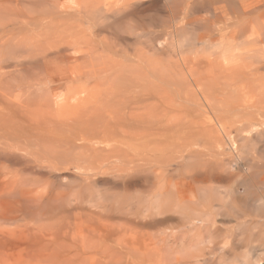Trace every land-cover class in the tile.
Instances as JSON below:
<instances>
[{"label": "bare ground", "instance_id": "obj_1", "mask_svg": "<svg viewBox=\"0 0 264 264\" xmlns=\"http://www.w3.org/2000/svg\"><path fill=\"white\" fill-rule=\"evenodd\" d=\"M141 1L0 0V264H123L125 255L130 256V260L132 258L135 261L132 262L133 264L205 263L203 255L191 254L190 242L189 244L185 242L186 240H178L176 236L170 233L156 237L153 248L149 243L147 245L151 248L145 246L142 250L141 245H139L140 247L137 246V237L135 238L130 234L129 239L132 238L133 243H129V239L127 241L128 236L123 237L122 235L124 231L122 234L118 231L122 235L118 236L116 233L117 228V230L114 229L116 231L113 236L117 238L115 235L117 234L118 237H123L122 240L125 242L123 243L118 238L119 240L117 239L115 244V240L113 241L112 236H110L112 234H109L107 229L111 223L107 222L106 219L112 218L111 216L115 214H109L108 216L106 206L107 213H103L102 208L104 207H102L101 212L97 215L101 218L99 220L97 218L95 221L96 218L93 214L97 212L95 211L97 209L94 210L95 212L93 211L92 217L91 213H88L90 216L87 214L89 216H86L87 218L78 217L83 214L82 210L80 215L79 211L75 209L72 211V207L64 208L66 206H62L65 205L63 202L61 203L62 200L60 203H54L53 200L51 202L47 201L48 198L51 199L50 192H48L50 189H44L43 187L44 190L41 188V192L32 196L29 188H27L29 185H27V175L33 176L31 178L32 182L37 183L42 179L40 174L43 172L46 171L49 175V171L53 169L62 170L61 161L66 160V157H68L67 160L71 159L70 156H72V159L75 157L74 159L77 161L75 155H70L69 152L66 153L69 149L68 144L63 146L60 144L63 149L64 146L68 147H65L67 150L60 147L63 156L57 150L59 147L54 150L43 145L46 136L49 134L51 136L47 137V141L53 138L57 140L58 144V139H63L61 134L64 133H61V130L64 128L61 129V126L65 127L66 124L61 125L59 131L54 120L55 117L59 118L60 114L66 112L65 115L71 117V120L72 117H77L76 120L79 122L76 120V122L73 121L74 123L69 122V117H65L68 118L67 120L64 118L66 122H69L67 125L71 122L77 124L73 125L71 123L73 126L68 125V128L71 127L69 130H73L71 132L74 134L66 135L68 130L65 127L67 132L63 130L66 132L63 136L69 138L73 136L77 138L76 140L80 137V141L83 142L86 149L88 144L92 146V143H97V141L98 144L103 145L105 140L108 139V129L112 130L109 138H118L120 130H122L120 134H124L131 140L132 135L135 134L134 138L138 137L141 142L138 144H142V146L138 145L141 149L137 151V154H139L137 162L139 164L133 165L134 160L133 164L131 163L132 172L136 166L139 168L137 169L138 174L144 171V177H139L143 178L142 184L143 182L146 184L145 188L142 186L144 190L142 188V190L137 191L138 195L135 192L137 195L135 199L136 208L141 205H147L148 207L150 205L158 212L162 210L163 212L166 211L167 214V211L177 209L182 220H179V222L184 223V227H187V224L194 226L197 220L202 223V221H208L209 219L200 210L199 213L193 214L197 218L190 217L189 213L193 209L186 204V199L181 195L182 186L187 187L189 184L203 185V191L208 192L210 188L212 189V185L219 184L224 180V175L228 169L234 170L233 166H235L236 160L228 158L229 160L223 164L222 158L218 161L215 160V155L213 158V153L216 154L217 151L212 149L210 152L214 151L212 154L210 153L211 155L205 153L208 155L207 160L203 159L201 161L200 159L203 156L199 153V150L198 152H191L189 147L195 144L196 148L204 146L201 138L207 141L206 139H209L208 134L211 133L210 128H215V126L219 127L218 129L229 126V130H226L227 133L232 134L234 131L236 137H243V134L246 135L244 138L247 139L249 137L253 139L263 137L264 0H188L185 16H183L184 13L183 15L180 14L182 17L180 18L177 14L176 17H179L177 18L178 22L174 19L177 24L180 23L179 26L174 22L178 27L175 26L174 28L173 24V28L167 27L168 29H165L164 27V29H158L159 32H156L157 29L155 31L154 27L151 26L152 24L149 26L154 30H151V27L142 29V27L134 25L136 23L134 17L138 15L139 11L142 12L138 7ZM151 1L153 3V0ZM142 6L144 8V4ZM141 18L143 17L141 16ZM141 18H138L137 22ZM131 20L135 21V23L132 22L135 27L128 29L127 27L130 25L127 26V22ZM145 20L143 18L141 22ZM171 24L170 26H172ZM185 26H187V29L183 28ZM188 27H190V31ZM186 30L188 32L184 36ZM168 48L172 50H170L172 55H169L173 56L176 61L173 59L172 62L166 58L167 63L164 58L168 56V53L165 54L166 52L164 54L167 56L164 55L163 57L162 55L159 58L160 52ZM162 57L165 59L166 64L161 60ZM160 60L163 61L161 65ZM91 82H94L93 85ZM240 93L247 98V101H240L237 96ZM59 103L63 109L60 108ZM71 103H73V106ZM54 107H58L60 109L59 113H62L59 115H57L58 113L54 114L58 111ZM67 107L68 109H66ZM35 108L50 113V109L52 112H54L52 108L56 109V112L53 113L55 117H52L53 114L51 113V121L55 123L53 127L51 126L52 129L49 128V123L53 125L52 122L48 123L50 114L47 115L46 111V113L40 111L39 117L42 113L45 114V117H49L47 118L48 125H46L47 123L43 122L46 118L37 117L39 113L37 114ZM34 112L36 113V119L48 126L45 128V133L40 132L42 122H36V119L31 120L35 118ZM205 114L206 116H204ZM28 115L30 116L28 117ZM63 117L64 115L61 116V118ZM64 119H61V121L63 120L61 123L60 119L56 120L62 124ZM25 120L28 121V124ZM31 121L34 127L31 125ZM193 127L197 130L196 133L193 132V129L192 131L189 130ZM135 131H139L137 135ZM187 132L189 135H187ZM212 135L210 138L213 137ZM227 135L225 136L227 137ZM53 139L48 143H53L55 141ZM235 139L232 138L236 141ZM65 140H62L61 143H64ZM138 140L135 141L138 142ZM249 140L251 139L249 138ZM73 141L75 140L73 139ZM205 141L204 144L207 143ZM209 141L213 142V140ZM198 143H201L202 146H197ZM248 143L250 142L248 141ZM209 144L211 143L209 142ZM69 145H72V143ZM81 146L79 144L78 147L81 148ZM120 146L122 145L120 144ZM53 147L55 148L54 145ZM128 147L130 148V146ZM168 147L172 148L168 150L170 154L169 152L163 154ZM208 148L209 145L206 148L207 151ZM221 148L223 146H220V149L217 150L221 151ZM78 151H76V154ZM73 152L71 150L72 154ZM205 154L204 158H206ZM59 155L62 158L65 156V159L61 158L60 161ZM89 157L86 156L87 159ZM209 157L215 161L208 162ZM80 158L83 159V155ZM238 158L240 162L241 158ZM79 159L77 163H79ZM82 159H80L81 162ZM187 159L195 160L193 164L183 162L188 161ZM176 160H180L181 163H179L180 169L178 168L179 170L176 171L178 175L174 173L175 177H178L177 182L173 184L172 180L175 177L168 179L170 177L168 176L166 179L165 176L168 173L164 174L162 170L163 168L171 170L169 166L175 164ZM256 160L254 159L255 162ZM122 161L126 162L125 160ZM243 161L245 162V160ZM83 163L81 165L84 166L80 167V164H78L77 167L86 170V161L83 160ZM96 163L98 164V162ZM100 163L101 161L99 166ZM249 166L252 165L249 164ZM86 167L88 169L89 165H86ZM125 167L122 171H126ZM255 167L253 166V170L259 169L258 173L264 176V163L256 167L257 169H254ZM113 168L115 169L116 166ZM84 170L82 172L85 173ZM137 170L134 171L135 175ZM89 171L90 169H88ZM84 173H80V175L84 177ZM123 173L126 174L127 171ZM91 174L94 177V172H90ZM169 174L171 175L170 172ZM80 175L78 172L81 179ZM124 177L126 178L127 175ZM90 178L87 174L86 180ZM73 184L75 185V183ZM87 190L90 191L89 187L85 189L88 193ZM80 191L82 193V189ZM80 191L79 194L82 198L86 192L81 196ZM200 192L202 191L200 190ZM62 197L59 199H62ZM70 197H68V200ZM77 199L83 200L79 197ZM128 199L132 200V197L129 196ZM55 200H57V197ZM93 200L95 201V199ZM173 200L176 201L174 207V204L171 203ZM71 201L72 199H70ZM49 202L54 203L52 207L47 206L50 204ZM82 203L84 202L82 201ZM71 204L69 203L68 206L78 205L75 202H73V205ZM91 206L98 207L96 205ZM86 207L85 209H87ZM152 207L151 209H153ZM166 213H162V215ZM33 217L36 220L37 218L42 219V221L36 223ZM121 217V215L118 216L119 219ZM124 217H126V214ZM139 217L136 216V219ZM103 218L105 223H108L105 224L107 228L104 227ZM115 218L117 219V217ZM133 218H135V215ZM140 219L142 218L140 217ZM123 220L124 218H122ZM97 221L103 226L97 224ZM117 224L119 225V222ZM111 226L114 228L113 224ZM180 226H183V224ZM194 230L196 229L193 228ZM156 235L154 234V236ZM108 236L114 242V246L109 243L110 241L107 243L108 239L106 240V237ZM148 239L150 242L151 238L148 237ZM127 263L132 264L128 261Z\"/></svg>", "mask_w": 264, "mask_h": 264}, {"label": "rangeland", "instance_id": "obj_2", "mask_svg": "<svg viewBox=\"0 0 264 264\" xmlns=\"http://www.w3.org/2000/svg\"><path fill=\"white\" fill-rule=\"evenodd\" d=\"M188 0H153V3H152V1L151 0H142L141 1V3H142V5L144 4V8L147 10H145L144 11V8H143V6L141 7L140 6V4L141 3H139V6L138 7H140V9H141V11L142 12H138L137 14L138 15H136V17H134L135 18V20H136V23H135V21L134 20H131V21H128L127 22V26L128 25H130L129 27H127L128 29L129 28H131V27H135V26H137V27H142V29L144 28V29H149L151 26L152 27H154V29H155V31H156V29H157V31L156 32H159V30L160 29H164V27H165V29H168L167 27H171V28H173V24H174V22L176 23V21H174V19L175 20H177V18H182L181 16H180V14H182L183 15V13H184V15L183 16H185V12H187L186 10H187V3L189 2H187ZM150 4H152V5H150ZM148 5H150V6H148ZM156 5V6H155ZM159 5V6H158ZM148 6V7H147ZM186 9V10H185ZM174 12H177V13H174ZM180 12V13H179ZM174 13V15H172ZM179 15V17L177 16L176 17V15ZM140 16V17H139ZM141 16L144 18V22L142 21L141 22V20H143V18H141ZM137 18V19H136ZM138 18L140 19L141 18V20H139V22H137L138 21ZM150 18V19H149ZM169 18V19H168ZM168 19V20H167ZM171 19V20H170ZM149 20H150V22H149ZM153 20V21H152ZM134 21V22H133ZM148 21V22H147ZM171 21V22H170ZM131 22V24H129ZM135 23L134 25H133V23ZM141 22V23H140ZM147 22V23H146ZM166 22V23H165ZM173 22V23H172ZM177 22H178V20H177ZM137 23H139V25H137ZM148 25H146V24ZM164 23H165V25L167 24H171L172 26H170V24L167 26H165L164 25ZM152 24V25H151ZM154 24V25H153ZM177 24V23H176ZM174 24V28H175V26L176 27H178L179 26V24ZM144 27H143V26ZM149 25H151V26H149ZM162 25H164V26H162ZM147 27V28H146ZM151 27V30L153 29ZM183 28H185V29H187V26H185V27H183ZM153 29V30H154ZM159 29V30H158ZM188 29H189V31H190V27H188ZM183 31H185V30H183ZM187 30H186V32L183 34L184 36H185V34H187ZM183 33V32H182ZM170 48H168V49H164L163 50V52H160V56H159V58L163 55V57H164V55L165 54H167L168 53V56L167 55H165V56H167V57H164L165 59L166 58H168V59H170L169 61H172L173 62V59H174V61H176L175 60V58L173 57V56H171L172 54H171V52H170ZM172 51V50H171ZM164 52H166L165 54H164ZM169 54H171V55H169ZM161 58V60H163V61H161L160 60V65L161 64H163V63H165L166 64V61H165V59L164 58ZM167 60V59H166ZM161 62H163V63H161ZM167 63H168V60H167ZM158 65H159V62H158ZM93 83L94 82H91V84L93 85ZM91 84H90V86H91ZM92 87V86H91ZM90 88V87H89ZM237 96L239 97V99H240V101H247V98L245 97V96H243V94H237ZM60 103H63V102H60ZM60 103H59V106H60ZM72 104V106H73V103H71ZM71 104H69V106H71ZM58 106V107H59ZM62 106V105H61ZM60 106V108L61 109H63L62 107ZM64 106V105H63ZM58 107H54V108H56V109H58ZM66 107V106H65ZM64 107V108H65ZM54 108H52L53 110H54V112H56V109H54ZM69 108H71V107H69ZM66 109H68V107L66 108ZM35 110H37L36 108H35ZM34 109H33V111H35ZM65 110V109H64ZM64 110H61V111H64ZM41 112H43L44 110H40ZM40 111L39 110H37V117H39V115H40ZM46 111V110H45ZM43 112V113H46L47 115H49L50 116V118L49 117H45L44 115H43V113L41 114V118H46L43 122L46 124L47 123V121H48V119L47 118H49V120L50 121H48V123L49 122H52V124L53 125H50V123H49V128H51V126L53 127L54 126V121L56 122V125H58V130H59V128H60V126L61 125H64V124H66L65 125V127H67V130H68V132H69V134H67L68 132L66 131V128L64 127V126H61V129L62 128H64V129H62L61 130V133H66V135H72V134H74V133H72L73 132V130H69V129H71V127L69 126V128H68V125H70L73 121H75L76 119H77V117L76 118H73L72 117V120H71V117H69V116H66L65 114H67L66 112H60V113H62V114H60L59 113V111H60V109H58V111L56 112V113H54V112H52V110L50 109V111H51V113L53 114H57V115H61V116H63L64 115V117L63 118H61V116L59 117V118H57V117H55L54 116V114L52 115V117H55L56 119H60V123L63 121H61V119H64L65 117H69V122L70 121H72L70 124H68L67 125V123H69V122H66V120L68 119H64V123H62V124H60L55 118V120L54 119H52V120H54V121H51V113L49 112V111H46V112ZM30 112L31 113H33L32 112V110H30ZM31 113H29L30 115H31ZM36 113L34 112V116H35V118H32L31 120H33V119H36L37 117H36V115H35ZM30 115H28V117L30 116ZM46 115V116H47ZM56 115V116H57ZM43 116V117H42ZM204 116H206V114L204 115ZM27 117V118H28ZM33 117V116H32ZM39 117V118H40ZM208 117V116H207ZM29 119V118H28ZM27 119V120H28ZM27 120H25V122L28 124V121ZM30 120V119H29ZM36 122L38 121L37 119L35 120ZM46 121V122H45ZM77 122H79L78 120H76ZM75 121V122H76ZM39 122V121H38ZM40 122H42V121H40ZM39 122V123H40ZM41 123V126H40V132L41 133H45V128L46 127H48V126H45V124L44 123ZM31 123H32V121H31ZM30 122H29V125L31 124ZM38 123V124H39ZM48 123L46 124V125H48ZM58 123V124H57ZM74 123V122H73ZM72 123V124H73ZM38 124H36L37 126H39ZM60 124V125H59ZM71 124V126H73V125H75V124H77V123H75V124H73L72 125ZM33 127H34V125H33V123L31 124ZM30 125V126H31ZM35 125V126H36ZM55 125V127H57ZM28 126V125H27ZM29 127V126H28ZM219 127H217V126H215V128L214 127H212V128H210L211 129V133H214L213 135L211 134V133H209L208 134V138L209 139H206L207 141H205V139H203V138H201V140H202V145H204V146H202L201 145V143H198L197 144V146H202V147H197L196 148V144L194 145V146H190L189 148H191L190 150H191V152H198V150H199V153H201L202 154V156H203V158L202 159H200L201 161L203 160V159H206L207 160V157H208V155H211L212 153H213V151L216 149V151H217V153H218V151H220V150H217V149H220V146H223V148H221V151L219 152V154H220V156H219V154L217 155V153L216 154H214L213 153V158H214V155H215V160H225V161H223L222 160V162H223V164H224V162H226V161H228L229 159H233V160H236L235 161V166H233V168H234V170H232V169H228L227 170V173H225V175H224V180L222 181V182H220L219 184H216V185H212V191H214V192H212L210 189H209V191L208 192H204L203 190H204V186L203 185H196V184H189L187 187L186 186H182V188L181 189H183L182 191H181V195H183V197L186 199V204L189 206V207H191V209H193L189 214L191 215L190 217H195V218H197L196 216H194L195 215V213H199V210L200 211H203L202 213H203V215H204V213L207 215L206 217L209 219L208 221H202V223L201 222H199L198 220L197 221H195V225L194 226H191L190 224H187L186 226L187 227H184L185 226V224L184 223H180L179 222V220L180 221H182L181 220V217H180V215L178 214V210L177 209H175V210H172L171 209V211H167L168 212V214L166 213V211H160V212H158L156 209H154L152 206H150L149 205V207H150V209H149V207L147 206V205H141V206H138L139 208H136L137 206L135 205V199L137 198V195H138V190L140 191V190H142V188L146 185V184H144V182H143V184H142V179L143 178H140L141 176L142 177H144V171H142V169H141V171H142V173L141 172H139V174H138V170L137 169H139V168H137V166L135 167V166H133V167H135L134 169H133V172H132V162H133V160H134V164L133 165H137V164H139L138 162H137V160H139V154H137L138 152L137 151H139V150H141L140 149V147L138 146V145H141L142 146V144H138L139 142H140V140H138V137H136V138H134L135 137V132H136V135H137V132H139V131H135L133 134L134 135H132V140L131 139H129V138H127L124 134L122 135V134H120V133H122V132H120V131H122V130H118L117 129V131H119V136H118V138H112V137H110L109 138V134H112V130H110V129H108L107 130V138L108 139H106L105 140V143H107V144H105V143H103V145L101 144L100 145V143L98 144V141H97V143H92V146L90 145V144H88V150L86 149V146L84 147L83 146V142L82 141H80L81 139H80V137L78 138V140H76L77 138H74L73 136H70L71 138H69V137H65V136H63L64 134H61L62 136L61 137H63V139L62 140H65V142L64 143H61V139L59 140L58 139V144L60 145H65V144H68V147H69V151L66 149V148H68V147H66V146H64V149H63V147L60 145H58L57 144V140L56 139H53V140H55L53 143H56L57 144V146H56V144H53V143H48V142H51L50 140H52V139H50L49 141H47V137H49V135H47L46 136V139H45V141H44V143L45 144H43V145H46V146H48L49 148H53L54 150H56L58 147V152L60 153V155H62L63 156V151L62 152H60V150H61V148L63 149V150H67L66 151V153H68V154H70V155H75L76 156V158H77V161H78V159L80 158V156L81 155H83V159L82 158H80V159H82V162L80 161V159H79V163H77V161H76V159H74V162H73V159H72V156H70L71 157V159H72V162H71V159L69 158V160H67L68 159V157H66L67 159V161L66 160H62L65 156H66V154L64 153V157L62 158V156H60V161H61V168H62V170L61 169H59L58 170V168H56V170L55 169H51L52 171H49V175H47V172L45 171V172H43L42 174H43V176H42V174H40L39 176L42 178L39 182H37V183H35L34 181L32 182V180H31V178L33 177H30L31 175H27L26 177H27V188H29V191L31 192V194H32V196L34 195V194H37L38 192H41L42 191V189H43V187H44V189H46V188H48V189H50L48 192H50V198L51 199H47V201H52L53 200V202L54 203H56V202H59L60 203V201H61V203L63 202V204H65V205H62V206H66V207H64V208H70V207H72L73 209H72V211L75 209V210H77V211H79L80 212V215L82 214V212H81V210L83 211V214L81 215V216H78V217H82V218H84V217H86V216H88L90 213V215H91V217H92V214H93V211L95 210V209H97V210H95V211H97V212H95L94 214H93V216L96 218V219H94V217H93V219L96 221L97 220V218H98V220L101 218V217H98L97 215H99L98 213L99 212H101V210L103 211V213L105 212V213H107V211H108V216H109V214L111 215H114V216H111L112 218H106L107 219V222H109V223H111V224H113L114 225V228L111 226V224L110 225H108V226H110V227H106L105 226V224L107 225L108 223L106 222L105 223V220H104V218H103V220H102V222L104 223V227H106L109 231V234H112V235H110V236H112L111 238H112V240L114 241L115 240V244H116V240L119 238L123 243L125 242L124 240H122V238L126 235V237H127V241H128V239L130 238V234H131V236L133 235V237H137V239L138 240H136V242H137V244H135V245H137V246H139V245H141V247H142V250H143V248H145V246H147L148 247V245L147 244H149L150 243V246L153 248V243H154V240H155V238L156 237H159L160 235L162 236V235H168L167 233H170V234H172L173 236H176L177 238H178V240H186L185 242H187V243H191V245H189L190 246V252H191V254H197V255H203L204 257V259H205V263L204 264H264V176L261 174V173H258L259 172V169H257L256 167H259L261 164H263L264 163V135H263V137L261 136V137H256V138H251V137H249L251 140H249V138L247 139V138H244V137H246V135H244L243 134V137H236V135L232 132V134H229V132L227 133V129L229 130V126H225V127H223V128H221L220 127V129H218ZM52 129V128H51ZM50 129V130H51ZM54 129V128H53ZM55 129H57V128H55ZM192 129H193V132H195L196 133V131L197 130H195V128L193 127V128H189V130H191L192 131ZM197 129V128H196ZM209 129V128H208ZM224 129V130H223ZM66 131V132H64V131ZM213 130V131H212ZM60 131V130H59ZM63 131V132H62ZM72 131V132H71ZM186 131V130H185ZM191 131H190V133H191ZM218 131V132H217ZM225 133V135H227V134H229V135H227V137L223 134V132ZM232 131V130H231ZM57 132V131H56ZM70 132H71V134H70ZM49 133H50V131H49ZM219 133V134H218ZM47 134H48V132H47ZM193 134V133H192ZM187 135H189L188 134V132H187ZM194 135V134H193ZM211 135L213 136L212 138H210L211 137ZM216 135V136H215ZM234 137H233V136ZM51 136V135H50ZM125 136V137H124ZM231 138H230V137ZM64 137H65V139H64ZM131 137V136H130ZM140 137V136H139ZM226 137V138H225ZM57 138H60V137H57ZM69 138V139H68ZM120 138H121V140H120ZM228 138V139H227ZM232 138H236L235 140L236 141H234V140H232ZM257 138H258V140H257ZM72 139V140H71ZM73 139L75 140V141H73ZM214 139H215V141H214ZM229 139H231L233 142L231 143V140H229ZM246 140V142H245V140ZM260 139V140H259ZM135 140H138V142H136ZM209 140H213V142H211V141H209ZM221 140V141H220ZM252 140H254L253 142H252ZM257 140V141H256ZM66 141H68V142H66ZM78 141H80V143H78ZM107 141V142H106ZM118 141V142H117ZM126 141V142H125ZM204 141L205 142H207V143H205L204 144ZM219 141H220V143H219ZM248 141L250 142V143H248ZM60 142V143H59ZM63 142V141H62ZM72 143V145H74L73 147H72V145H69V144H71ZM94 142H96V141H94ZM114 142V143H113ZM119 142H121L120 144L122 145V146H120V144H119ZM209 142L211 143V144H209ZM215 142V143H214ZM235 142H236V144H235ZM240 143V145H242V146H240L239 145V143ZM48 143V144H47ZM117 143V144H116ZM124 145H123V144ZM128 143V144H127ZM130 143V144H129ZM135 143H136V145H135ZM141 143V142H140ZM214 143V144H213ZM231 143V144H230ZM77 146H76V145ZM79 144H80V146H81V148H79L78 146H79ZM216 144V145H215ZM224 144V145H223ZM233 144H235V145H233ZM246 144V145H245ZM53 145L55 146V148L53 147ZM112 145V146H111ZM114 145V146H113ZM119 145V146H118ZM191 145V144H190ZM208 145H209V152L207 151V147H208ZM214 145V146H213ZM218 145H220V146H218ZM52 146V147H51ZM90 146V147H89ZM96 146V147H95ZM106 146V147H105ZM127 146H130V148H129V150H128V148H127ZM218 147V148H216V147ZM231 146H233V147H231ZM57 147V148H56ZM61 147V148H60ZM66 147V148H65ZM77 147V148H76ZM91 147H92V149H91ZM102 147V148H101ZM108 147V148H107ZM131 147H133V148H135V149H133V148H131ZM215 147V148H214ZM239 147H241L240 149H239ZM243 147V148H242ZM72 148V149H71ZM73 148H75V149H73ZM84 148V149H83ZM90 148V149H89ZM195 148V150H193ZM263 148V149H262ZM77 149V150H76ZM115 149H117V150H115ZM132 149V150H131ZM139 149V150H138ZM169 149H172L171 147L169 148H167V149H165L166 151H165V153H163V154H168L167 152H169L168 150ZM197 149V150H196ZM202 149V150H201ZM205 149H206V151H205ZM212 149H214L212 152H210ZM232 149V150H231ZM233 149H234V151H233ZM257 149V150H256ZM261 149L262 151L260 152L259 150ZM71 150L72 151H74L73 152V154L71 153ZM80 152H79V151ZM101 150V151H100ZM131 150V151H130ZM134 150V151H133ZM164 150V149H163ZM236 150V151H235ZM76 151H78L77 152V154H76ZM127 151V152H126ZM129 151V152H128ZM145 151V150H144ZM171 151V150H170ZM224 151V152H223ZM254 151H257V152H255L254 153ZM65 152V151H64ZM98 152H100L99 153V155H98ZM103 154H102V153ZM17 153H19L18 151H17ZM22 153V152H21ZM62 153V154H61ZM142 153V152H141ZM205 153H209L208 155L207 154H205ZM211 153V154H210ZM223 153V154H222ZM233 153V154H232ZM239 153V154H238ZM261 153V154H260ZM95 154V155H94ZM108 154V155H107ZM169 154H170V152H169ZM204 154H205V156H206V158H204ZM79 155V156H78ZM88 155V157L90 158H86V156ZM138 155V156H137ZM217 155V156H216ZM237 155V156H236ZM238 155H240V156H238ZM68 156V155H67ZM98 156V157H97ZM100 156V157H99ZM167 156H169V155H167ZM238 158V157H240L241 158V163L239 162V158L237 159L236 157ZM96 157V158H95ZM120 157V158H119ZM212 157V156H211ZM220 157V158H219ZM256 157V158H255ZM62 158V159H61ZM123 158V159H122ZM222 158V159H221ZM229 158V159H228ZM257 159L256 160V162L254 161V159ZM49 159H51L50 157H49ZM65 159V158H64ZM94 159V160H93ZM96 159H98V161H96ZM100 159V160H99ZM105 159V160H104ZM112 161H111V160ZM117 159V160H116ZM119 159V160H118ZM121 159V160H120ZM128 159V160H127ZM252 159H253V161H252ZM260 159V160H259ZM83 160H85L86 161V165H89V167H88V169H90V171L88 172V169H87V167H86V165H85V168H86V170H84V168L83 169H81L80 167H82V165L85 163H83ZM93 162H92V161ZM122 160H125L126 162L128 161V162H130L131 160V162L130 163H124ZM188 160V159H187ZM194 160L195 159H189L188 161H183V162H187L188 164H193V162H194ZM206 160H205V162H206ZM210 160V161H209ZM215 161L214 159H212V158H208V162H211V161ZM232 160V162H234ZM243 160H245V162L243 161ZM89 161V162H88ZM101 161V163H100V166H101V168L99 169V162ZM179 161V162H178ZM237 161H238V163H237ZM73 163V164H70V163ZM91 162L93 163V165L91 164ZM96 162H98V164L96 163ZM109 162V163H108ZM121 162H123V163H121ZM136 162V163H135ZM178 162V163H177ZM189 162H191V163H189ZM204 162V161H203ZM204 162V163H205ZM220 162V161H219ZM222 162H220V163H222ZM250 162V163H249ZM255 162V163H254ZM66 165H65V164ZM67 163H69V164H67ZM77 163V164H76ZM81 163H83L82 165H81ZM88 163V164H87ZM90 163V164H89ZM105 163V164H104ZM120 163V164H119ZM132 163V164H131ZM177 163V164H176ZM179 163H181V161L180 160H176V162H175V164H171L169 167L171 168V170H169L168 168L166 169V168H163V170H162V172L164 173V174H169V172L171 173V175L169 174H167V176H165V178L167 179V177L168 176H170V177H168V179H173L174 177H175V174H176V171H178L179 169H180V167H179ZM207 163V162H206ZM237 163V164H236ZM45 165H47L46 163H44ZM49 164V163H48ZM75 164V166H73ZM78 164H80V167L78 168L77 167V165ZM103 164V165H102ZM122 164V165H121ZM222 164V165H223ZM249 164L250 165H252V166H249ZM255 164V165H254ZM92 165V166H91ZM94 165L96 166V168L94 169ZM105 165V166H104ZM116 166V168L114 169L113 167H115ZM120 165V166H119ZM127 166V167H125V166ZM130 165H131V167H130ZM173 165V166H172ZM177 166V167H175V166ZM248 165V166H247ZM59 167H60V164L58 165ZM69 166H72V167H69ZM84 166V165H83ZM102 166H103V168H102ZM107 166H109V168H107ZM123 166V167H122ZM129 166V167H128ZM247 166V167H246ZM253 166L255 167L254 169H257V170H253ZM75 167V168H74ZM93 167V168H92ZM106 167V169H104ZM121 167V168H120ZM126 168V171H127V173L129 172V174H125V173H123V172H126L125 170L124 171H122L123 170V168ZM138 167H140V166H138ZM236 167V168H235ZM249 167V168H248ZM128 168H129V170H131V171H129L128 170ZM174 168V169H173ZM179 168V169H178ZM224 168V167H223ZM248 168L249 169V171H248V169L246 170V169ZM250 168H252V169H250ZM92 169H94V170H97V171H92ZM108 169V170H107ZM111 169V170H110ZM121 170V171H119V170ZM177 169V170H176ZM241 169V170H240ZM76 170H77V172H76ZM80 170H81V172H80ZM85 171V173H86V175L88 174V177H91L90 179H88V180H86V175H85V173L84 172H82V171ZM135 170H137L136 171V173L138 174H136L137 175V177H136V175L134 174L135 172ZM165 170H169L168 172L167 171H165ZM252 170V171H251ZM112 171V172H111ZM114 171V172H113ZM116 171V172H115ZM119 171V172H118ZM140 171V170H139ZM174 171V172H173ZM78 172H79V175H80V173L81 174H83L84 173V177H83V175L81 176L82 178L80 179V177L78 176ZM90 172L92 173V172H94V177H93V174H91L90 175ZM111 172V173H110ZM118 172V173H117ZM121 172V173H120ZM97 173V174H96ZM110 173V174H109ZM113 173V174H112ZM130 173H132V174H130ZM175 173V174H174ZM51 174V175H50ZM77 174V175H76ZM113 176H112V175ZM125 174V175H124ZM142 174V175H141ZM103 175V176H102ZM108 175V176H107ZM111 175V176H110ZM127 175V177H128V179H127V177L125 178L124 176H126ZM130 175V176H129ZM131 175H132V177H131ZM134 175H135V177H134ZM174 175V176H173ZM176 175H178V174H176ZM78 176V177H77ZM110 176V177H109ZM140 176V177H139ZM46 177V178H45ZM29 178V179H28ZM44 178V179H43ZM84 178V180L83 181H81L82 179ZM113 178V179H112ZM115 178H117L116 180H115ZM122 178V179H121ZM129 178H131V179H129ZM132 178H133V180H132ZM92 179V180H91ZM141 181H140V180ZM177 179H178V177H175L173 180H172V183L174 184V183H176L177 182ZM245 179V180H244ZM45 180H46V183H48V184H46L45 183ZM89 180H91V181H89ZM134 182V180H135V182L133 183L132 181ZM42 181V182H41ZM81 181V182H80ZM86 181V182H85ZM122 181H123V183H122ZM131 183H130V182ZM247 181V182H246ZM30 182V183H29ZM51 182V183H50ZM83 182V183H82ZM88 182H89V184H88ZM115 182V183H114ZM139 182V183H138ZM42 183H44V184H46V185H44V184H42ZM73 183H75V185L73 184ZM82 183V184H81ZM86 183V184H85ZM31 184H33V185H31ZM37 184V185H36ZM40 184H41V186H40ZM49 184H53L52 186L51 185H49ZM82 185V187L83 186H85V185H87L86 187H87V189H88V187H89V189H90V191H88V193L85 191V189H86V187H80L81 185ZM83 184H85V185H83ZM91 184V185H90ZM140 184V185H139ZM142 184V185H141ZM36 186V188H35V186ZM49 187H48V186ZM73 185V186H72ZM90 185V186H89ZM115 185V186H114ZM29 186H32V187H29ZM34 186V187H33ZM38 186V187H37ZM143 186V187H142ZM196 186H198V187H196ZM216 187V189H215V187ZM50 187H52V188H50ZM56 187V188H55ZM80 187V188H79ZM114 187V188H113ZM122 187V188H121ZM146 187V186H145ZM144 187V188H145ZM206 187V186H205ZM36 190H35V189ZM42 188V189H41ZM96 188V189H95ZM133 188H134V190H133ZM144 188H143V190H144ZM213 188H214V190H213ZM218 188V189H217ZM32 189V190H31ZM39 189H41V190H39ZM43 189V190H44ZM53 189V190H52ZM67 189V190H66ZM76 189V190H75ZM82 189V193H81V190ZM83 189H84V191H83ZM95 189V190H94ZM207 189V188H206ZM200 190L202 191V192H200ZM216 190V191H215ZM78 191V192H77ZM79 191H80V193H81V196H83L84 195V192H86L85 193V195L81 198L80 197V194H79ZM128 191V192H127ZM132 191V192H131ZM55 192V193H54ZM90 192V193H89ZM98 192V193H97ZM117 192V193H116ZM137 193V195H136V193ZM197 192V193H196ZM201 193L200 195L198 194V193ZM222 192V193H221ZM64 193H66L65 194V196L67 197H65L64 196ZM68 193V194H67ZM78 193V194H77ZM121 193V194H120ZM127 193V194H126ZM53 194V195H52ZM72 194V195H71ZM77 194V195H76ZM88 194V195H87ZM136 195V197H135V195ZM59 195V196H58ZM61 195V196H60ZM71 197H70V196ZM93 197H91V196ZM99 197H98V196ZM112 195V196H111ZM202 195V196H201ZM64 198H63V197ZM73 196V197H72ZM76 196V198H74ZM89 196V198H87ZM127 196V197H126ZM132 197V200H130V199H128V197ZM196 196V197H195ZM56 197H57V200H55L56 199ZM62 197V199H59V198H61ZM68 197H70L69 198V200H68ZM80 198L81 200L84 198L85 200H88V201H85L84 199L82 200L84 203H82V201H80L79 199H77V198ZM96 198H98L97 200H96ZM109 198V199H108ZM64 199V200H63ZM66 199H67V201H66ZM70 199H72V204H71V202H70ZM74 199V200H73ZM93 199H95V201L93 200ZM213 199V200H212ZM80 201V203H79V201ZM92 200H93V202H92ZM178 200V199H177ZM66 201V202H65ZM78 201V202H77ZM90 201V202H89ZM99 201V202H98ZM132 201V202H131ZM49 202V203H50ZM48 203L49 205H47L48 207H52V205L54 204V203ZM71 204V205H73V202H75V204L77 203L78 205H73V206H68V204L69 203ZM95 202V203H94ZM125 202V203H124ZM45 203V202H44ZM86 203V204H85ZM88 203V204H87ZM90 203V204H89ZM103 205H102V204ZM172 204H174L173 205V207L175 206V203H176V201H172L171 202ZM46 204V203H45ZM82 204V205H81ZM85 204V205H84ZM119 204V205H118ZM80 205V206H79ZM88 205H96V206H98V207H93V206H88ZM100 205H101V207H100ZM126 205H127V208H126ZM79 209H77L76 207ZM87 206V207H86ZM107 207V211H106V207ZM125 206V207H124ZM75 207V208H74ZM85 207L87 208V209H85ZM102 207H104V208H102ZM151 207L153 208V209H151ZM92 208H93V210H92ZM102 208V209H101ZM176 208V207H175ZM89 209H91L90 210V212H89ZM98 209H100V210H98ZM126 209V210H125ZM68 210H70V209H68ZM84 211H85V213H84ZM92 211V212H91ZM147 211V212H146ZM150 211V212H149ZM154 211V212H153ZM193 211H194V213H193ZM207 211V212H206ZM115 212V213H114ZM139 212V213H138ZM211 213V214H209V213ZM76 213H78V212H76ZM89 213V214H88ZM104 213V214H105ZM119 215H118V214ZM138 213V214H137ZM140 213H141V215H140ZM146 213V214H145ZM148 213V214H147ZM154 213H156V214H154ZM162 213H166V214H164V215H162ZM88 214V215H87ZM125 216V214H126V217H124L123 215ZM129 214H131V215H129ZM154 214V215H153ZM159 214V215H158ZM175 214H176V216H175ZM194 214V215H193ZM209 214V215H208ZM89 215V216H90ZM122 216L120 219L118 218V216ZM135 215V218H133V216ZM142 218V219H140L139 220V216ZM144 215V216H143ZM146 215V216H145ZM148 215H150V216H148ZM178 215V216H177ZM88 216V217H89ZM128 216V217H127ZM130 216H132V217H130ZM136 216L137 217H139L138 219H136ZM36 217V216H35ZM35 217H33V218H35ZM115 217H117V219L115 218ZM130 217V218H129ZM87 218V217H86ZM113 218H114V220H113ZM122 218H124V220L122 221ZM178 218V219H177ZM92 218H91V220H93ZM135 219V220H134ZM34 220V222H36V223H38V222H40V221H42V219H38L37 218V220H36V218L35 219H33ZM36 220V221H35ZM93 220V221H94ZM110 220H111V222H110ZM125 220H127V221H125ZM131 220V221H130ZM136 221V222H134V221ZM116 221V222H115ZM121 221V222H120ZM100 222H101V220H100ZM101 222V223H102ZM119 222V225L117 224ZM180 223V224H179ZM97 224H100V223H98V221H97ZM151 224V225H150ZM181 224H183V226H180ZM203 224V225H202ZM100 225H102L103 226V224H100ZM149 225V226H148ZM197 225V226H196ZM196 226V227H195ZM116 227V228H115ZM192 227V228H191ZM113 228V229H112ZM117 228H118V230H117ZM127 228V229H126ZM171 228V229H170ZM193 228L194 229H196V230H194L193 231ZM114 229H116V230H114ZM120 229V230H119ZM166 230H168L167 232H166ZM199 230V231H198ZM111 231V232H110ZM112 231H114V232H112ZM115 231H116V233L118 234V236H122L123 235V237H118L117 236V234H115L116 235V237L117 238H115V236H113L114 235V233H115ZM118 231H120V233L122 234V232H123V234L122 235H120V233H118ZM137 231V232H136ZM165 231V232H164ZM128 232V233H127ZM171 232H173V233H171ZM178 233V234H177ZM108 234V235H109ZM128 234V235H127ZM154 234H157L156 236H154ZM146 235V236H145ZM150 235V236H149ZM184 236V237H183ZM126 237H125V239H126ZM148 237L149 238H151V241H152V243H151V241L149 242V239H148ZM154 237V238H153ZM189 238V240H188V238ZM110 237L108 236V237H106V240L108 239V241H107V243L109 242L110 244H112L113 246L115 245L114 244V242L112 241V240H110L109 239ZM135 238L133 239L134 241H135ZM180 238V239H179ZM181 238H183V239H181ZM118 239V240H119ZM124 239V238H123ZM140 240V241H139ZM111 241H112V243H111ZM126 241V242H127ZM131 241V242H130ZM144 241H146V242H144ZM193 242V243H192ZM106 243V244H107ZM129 243H133V241H132V238L131 239H129ZM129 243H127L128 245H129ZM189 243V244H190ZM109 244V245H110ZM146 244V245H145ZM111 245V246H112ZM133 245V244H132ZM137 246H135V247H137ZM140 247V246H139ZM150 247V248H151ZM175 247V246H174ZM149 248V247H148ZM149 248V249H150ZM141 249V248H140ZM125 258L123 259L124 261V263L123 264H129V263H127V261L128 262H133L134 260L131 258V260H130V256H127V255H125L124 256ZM127 259H129V260H127ZM135 262V261H134ZM145 263V262H144ZM147 263V262H146ZM133 264V263H132ZM136 264H138V263H136ZM140 264V263H139ZM143 264V263H142ZM148 264V263H147Z\"/></svg>", "mask_w": 264, "mask_h": 264}]
</instances>
